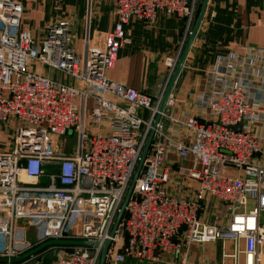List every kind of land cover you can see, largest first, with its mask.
I'll use <instances>...</instances> for the list:
<instances>
[{
    "label": "built area",
    "instance_id": "2783aa9c",
    "mask_svg": "<svg viewBox=\"0 0 264 264\" xmlns=\"http://www.w3.org/2000/svg\"><path fill=\"white\" fill-rule=\"evenodd\" d=\"M29 1L0 0V125L11 129L0 150V258H16L48 240H84L97 246L48 248L57 252L52 264H97L168 83L148 95L107 79L118 51L130 43L124 26L151 25L157 14L184 20L180 49L164 62L169 79L200 0H111L115 24L82 55L70 44L65 20L38 38L20 28ZM31 62L78 86L31 71ZM204 77L200 117L177 120L164 110L156 123L105 264H166L165 258L188 264L191 245L216 242L221 264H239L240 257L243 264L264 262V166L253 161L262 142L256 129L264 119V50L218 56ZM76 98L92 102V131L74 107ZM172 104L170 95L165 109ZM69 129L74 142L64 152L60 139ZM170 155L177 164L192 163L175 169L186 186H195L187 197L170 193ZM208 200L215 208L210 222L202 215ZM250 200L255 204L248 208ZM18 224L30 228L32 238L15 250Z\"/></svg>",
    "mask_w": 264,
    "mask_h": 264
},
{
    "label": "crops",
    "instance_id": "0c3cea01",
    "mask_svg": "<svg viewBox=\"0 0 264 264\" xmlns=\"http://www.w3.org/2000/svg\"><path fill=\"white\" fill-rule=\"evenodd\" d=\"M200 3L201 0L199 6ZM60 20L67 21L71 26L70 32L77 34L70 44L78 55L83 38L87 36L92 42L98 41L96 36L110 31L116 22L113 3L110 0H30L24 7L20 28L38 38L47 26ZM124 31L130 43L118 51L114 66L106 73V77L141 93L154 95L162 90L165 82H169L171 78L172 74L168 79L169 69L164 62L167 58H174L179 51L185 33V22L180 18L157 14L153 24L130 21L124 26ZM249 48L264 50V0H208L197 36L173 87V104L165 109L166 113L177 120H184L187 116L200 117L202 113L197 109L196 102L205 90L206 71L214 67L218 56L229 52L242 54ZM43 73L64 84L78 86L76 82L57 72L45 70ZM250 82L251 80L247 83ZM74 107L81 115L83 125L92 131L87 119L92 107L91 100L76 98ZM164 122L166 129H171V124L166 120ZM256 132L262 137V142L259 145L260 152L255 155L253 161L264 166V119ZM167 160L172 168L170 193L173 196L191 195L195 186H186L175 169L179 165L191 167L192 163L188 161L177 164L174 155L168 156ZM209 202L210 200L203 204L202 215L206 222L212 221L215 210L213 203ZM254 204V201L250 200L248 208ZM259 222L264 224V212L259 214ZM227 244L231 250V242H226L225 245ZM242 245L241 241L240 248ZM220 247V242L191 245L187 262L221 264ZM165 260L166 264H178L174 259ZM124 264L149 263L126 259ZM225 264L231 263L226 261Z\"/></svg>",
    "mask_w": 264,
    "mask_h": 264
},
{
    "label": "water",
    "instance_id": "95a60500",
    "mask_svg": "<svg viewBox=\"0 0 264 264\" xmlns=\"http://www.w3.org/2000/svg\"><path fill=\"white\" fill-rule=\"evenodd\" d=\"M207 4H208V0H201L195 21L193 23V26L191 28V31L188 35V38L183 46V49L181 51V54L179 56V59L175 65V68L173 70V73L171 75V78L165 88V91L163 93L162 99L160 101L159 107H157V114L154 117L152 126H151V130L149 131L147 138L145 140V143L143 145V148L140 152L138 161L136 163L134 172L132 174V177L129 181V184L127 186L126 192L124 194V197L119 205V208L116 212V215L114 217L112 226L110 228L109 231V238L107 240H105L101 245H100V253H99V257H98V261L97 264H105V259H106V255H107V249L110 245V239L113 238L115 231L117 229L118 223L123 215L124 212V208L125 205L131 195L133 186L135 184V181L137 179V176L139 174L141 165L143 163V160L146 156V153L148 151L150 142H151V138L153 135V130L155 128V125L157 122L160 121L161 118V114L164 112L167 101L172 93L173 87L176 83V80L178 78V75L182 69V66L186 60V57L188 55V52L191 48V45L195 39V37L197 36L199 27L201 25V22L204 18V14L206 12V8H207ZM238 128V127H237ZM239 129V128H238ZM97 243L95 242H88V241H84V240H48L43 242L42 244L24 252L23 254L19 255L16 258H11V259H5V258H0V263H10V264H17L19 262H22L24 260L29 259L30 257H33L41 252H43L44 250L51 248V247H96Z\"/></svg>",
    "mask_w": 264,
    "mask_h": 264
},
{
    "label": "rangeland",
    "instance_id": "374dc122",
    "mask_svg": "<svg viewBox=\"0 0 264 264\" xmlns=\"http://www.w3.org/2000/svg\"><path fill=\"white\" fill-rule=\"evenodd\" d=\"M111 1V0H110ZM112 2V1H111ZM69 26V32L71 29V26L68 24ZM69 41L70 43L73 42V40L76 39L77 34L75 32H70L69 33ZM98 38V36H96ZM79 42V41H78ZM92 42V39H90L89 37H85L83 38L82 44H81V52L80 55H82L84 53V51L86 50L87 45ZM98 41H94L93 44ZM79 45V44H78ZM28 67L30 68L31 71H38L40 73H43L46 68L42 67L40 64L36 63V62H31L29 63ZM136 114L141 117V118H145L144 116V112H142V110L138 109L136 110ZM72 133V129H69L66 133L65 136H63L60 141L62 143L61 147L62 150L64 152H68L70 147L73 146V142H74V135L71 134ZM11 134V129L9 127H5L3 125H0V150L3 147H6V143H8L9 141V135ZM46 179L42 178L41 182L45 183ZM32 238V232L30 230V228L23 226L21 224H18L16 226V240L13 244L15 250H20L25 248L30 239ZM4 239L2 237H0V247L3 248ZM211 245V244H210ZM210 248L212 249L213 246H210ZM225 251L227 253L230 252V246L225 245ZM56 250H50V249H46L45 252L43 253H39L36 258H33L32 260H30V262L28 264H52L54 262V259L56 257ZM216 255V254H215ZM239 264H243V257H240L239 259Z\"/></svg>",
    "mask_w": 264,
    "mask_h": 264
},
{
    "label": "trees",
    "instance_id": "16d2710c",
    "mask_svg": "<svg viewBox=\"0 0 264 264\" xmlns=\"http://www.w3.org/2000/svg\"><path fill=\"white\" fill-rule=\"evenodd\" d=\"M43 252H45V250H44ZM43 252H41V253H43ZM41 253H40V254H41Z\"/></svg>",
    "mask_w": 264,
    "mask_h": 264
}]
</instances>
